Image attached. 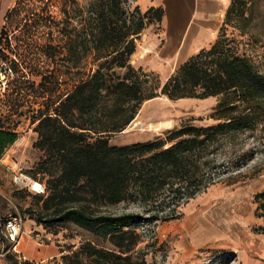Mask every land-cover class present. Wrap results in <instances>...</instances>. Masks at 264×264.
Wrapping results in <instances>:
<instances>
[{
  "label": "trees",
  "instance_id": "trees-1",
  "mask_svg": "<svg viewBox=\"0 0 264 264\" xmlns=\"http://www.w3.org/2000/svg\"><path fill=\"white\" fill-rule=\"evenodd\" d=\"M50 1L17 0L8 17L18 16L28 4L44 7ZM129 1L136 0H89L86 6L80 0H59V19L45 11L33 13L17 28L25 33L37 32L38 27L46 34L56 30L65 51L61 60L78 75L76 85L53 113L36 119L35 146L44 153L37 170L46 181L32 178L42 182L46 192L36 195L42 203L35 222L73 224L108 242L111 250L86 243L72 254L94 264H131V253L140 241L135 233L141 224L137 216H114L102 209L127 201L149 204L166 193L179 198L181 190L187 199L193 198L213 183L211 178L204 180L214 165L210 155L224 140L256 122L257 110H239L240 106L264 103V72L239 53L236 39L224 33L230 24L244 29L247 0H231L213 44L181 63L163 84L152 72L130 64L140 34L153 21L160 23L163 10L141 12L137 5L131 8ZM87 56L91 61L85 71ZM158 96L172 101L220 96L211 118L221 122L183 124L164 139L110 145L108 138L124 130L145 101ZM15 140V133L0 130V157ZM254 202L256 216L264 218V190L254 196ZM254 231L264 234V227Z\"/></svg>",
  "mask_w": 264,
  "mask_h": 264
},
{
  "label": "rangeland",
  "instance_id": "rangeland-1",
  "mask_svg": "<svg viewBox=\"0 0 264 264\" xmlns=\"http://www.w3.org/2000/svg\"><path fill=\"white\" fill-rule=\"evenodd\" d=\"M88 1L80 0V4L86 6ZM16 2L0 0V130L16 134L14 143L0 157V217L18 216L22 227L16 247L0 235V254H3L0 264H94L84 256L73 258L72 254L86 243L104 250H111L112 246L73 224L37 225L35 215L42 200L13 183L17 173L46 181L37 170L44 153L35 146L38 140L34 131L36 119L42 113H53L63 95L72 91L78 78L76 69L61 60L65 51L56 30L46 34L37 26V32H18L26 21L24 19L33 13L42 15L45 11L59 19L56 6L59 0H51L44 7L38 3L28 4L18 16L8 17ZM129 3L131 8L136 6V2ZM247 8L248 22L244 29L230 24L224 33L227 38L236 39L234 43L239 53L264 72V0H247ZM160 29V23L154 21L147 25L136 41L130 64L152 72L163 84L179 66V57L168 70H154L147 65L151 51L148 44L155 41L158 47L161 46ZM83 60V68L87 71L91 58L87 56ZM156 60L153 56L150 63ZM159 65L161 67V63ZM116 72L122 74L124 71ZM219 102L220 96L176 101L158 96L145 101L126 128L110 136L108 142L117 146L147 142L164 139L168 131L183 124H217L221 120L211 116ZM245 107L257 110L256 122L230 140H224L210 155L214 165L204 180L211 178L213 183L193 198L187 199L186 192L181 190L179 198L166 193L158 195L149 204L127 201L102 209L114 216L131 214L141 222V227L135 229L140 241L131 253V264H241L239 248L246 238L236 227H212L222 230L210 229L194 237L193 232L198 227L188 229L180 225L190 213L216 206V202H209L220 192L239 187L261 190L264 186V103L242 104L239 110ZM229 198H225L218 208H223ZM24 223L29 226L23 227ZM253 237L249 236L255 241L256 234L253 233ZM63 257L67 259L63 260ZM249 262L245 264H253V261ZM259 262L264 263V259Z\"/></svg>",
  "mask_w": 264,
  "mask_h": 264
},
{
  "label": "crops",
  "instance_id": "crops-1",
  "mask_svg": "<svg viewBox=\"0 0 264 264\" xmlns=\"http://www.w3.org/2000/svg\"><path fill=\"white\" fill-rule=\"evenodd\" d=\"M135 2L143 11L149 8L163 10L158 34L162 41L161 46L158 47L155 41L149 43L148 47L151 51L146 59L150 68L160 71L171 69L176 57H179L177 65H180L199 50L213 44L222 26L229 0H136ZM153 56H156L157 60L151 64L150 59ZM159 63L162 68L159 67ZM263 190L264 186L261 190L254 187L252 189L239 187L220 192L209 202H216V206L205 211L190 213L180 227H198L196 232H193L194 237L197 233L199 235L210 229L213 231L221 229L212 227H236L246 238V242L239 248L238 256L241 264L250 263L249 261H253V264H261L259 260L264 259V234L257 233L254 229L264 227V218L255 214L257 204L254 202V196ZM229 196L223 208H218ZM27 226L29 225L23 224V227ZM248 227L251 228L252 233L249 232ZM253 233L257 236L255 241L249 238V236L254 238Z\"/></svg>",
  "mask_w": 264,
  "mask_h": 264
},
{
  "label": "built area",
  "instance_id": "built-area-1",
  "mask_svg": "<svg viewBox=\"0 0 264 264\" xmlns=\"http://www.w3.org/2000/svg\"><path fill=\"white\" fill-rule=\"evenodd\" d=\"M13 183L21 189L35 195H44L45 185L37 179H33L24 173H17L13 176ZM22 227V220L18 216L4 219L0 217V235L4 237L9 243L16 247L19 243L20 232ZM141 227V226H139ZM2 257L3 254H0Z\"/></svg>",
  "mask_w": 264,
  "mask_h": 264
},
{
  "label": "bare ground",
  "instance_id": "bare-ground-1",
  "mask_svg": "<svg viewBox=\"0 0 264 264\" xmlns=\"http://www.w3.org/2000/svg\"><path fill=\"white\" fill-rule=\"evenodd\" d=\"M232 201V200H231Z\"/></svg>",
  "mask_w": 264,
  "mask_h": 264
}]
</instances>
